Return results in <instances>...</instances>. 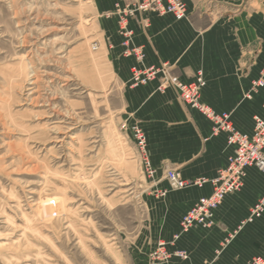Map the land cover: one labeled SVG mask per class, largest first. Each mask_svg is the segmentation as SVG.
<instances>
[{
	"label": "rangeland",
	"instance_id": "1",
	"mask_svg": "<svg viewBox=\"0 0 264 264\" xmlns=\"http://www.w3.org/2000/svg\"><path fill=\"white\" fill-rule=\"evenodd\" d=\"M119 2L0 0V264L148 262L151 178L102 36Z\"/></svg>",
	"mask_w": 264,
	"mask_h": 264
},
{
	"label": "crops",
	"instance_id": "2",
	"mask_svg": "<svg viewBox=\"0 0 264 264\" xmlns=\"http://www.w3.org/2000/svg\"><path fill=\"white\" fill-rule=\"evenodd\" d=\"M185 3L187 16L182 20L152 14L147 26L131 21L132 44L142 47L144 64L166 63L180 80H191L201 70L205 79L201 100L226 113L237 129L250 133L253 116L264 112V85L253 89L255 81L264 80V0ZM112 19L102 36L119 89L120 116L143 130L155 168L143 204V253L164 240L169 251L188 254L187 259L172 257L173 264H244L262 254L264 211L247 220L252 205L264 196V174L253 166L245 169L241 189L228 194L216 208L209 227L193 226L180 233L182 215L211 186L172 189L165 170L175 169L184 179L212 177L226 164L231 148L225 134L213 133L211 121L184 106L173 88L158 91V79L130 85L134 59L122 54L121 37Z\"/></svg>",
	"mask_w": 264,
	"mask_h": 264
},
{
	"label": "built area",
	"instance_id": "3",
	"mask_svg": "<svg viewBox=\"0 0 264 264\" xmlns=\"http://www.w3.org/2000/svg\"><path fill=\"white\" fill-rule=\"evenodd\" d=\"M185 0H121L116 3L114 9L106 13V16L115 18L117 32L121 37L122 54L132 57L129 82L131 86L144 85L158 79L157 90L163 92L171 87L176 91L179 100L184 106L195 109L212 123V132H223L227 147L231 148L227 156V162L220 167L212 177L195 176L184 179L175 169L167 168L165 179L174 189L189 186L202 188L209 184L211 191L200 195L193 205L182 215L179 221V231L184 232L193 226H209L214 210L222 203L224 198L237 191L242 183V178L247 167L253 166L264 174V112L253 116V126L250 133L237 129L228 119L226 113H220L211 109L201 100V91L205 86V79L201 70H198L191 80L183 81L174 76L166 63L159 65H146L143 63L144 53L141 46L132 44L133 31L131 21H142L143 26L148 25L150 15H171L176 20L186 17ZM96 49L97 45L94 44ZM264 80L255 81L253 89L262 87ZM132 139L135 142L144 173L147 178H153V167L147 153V139L143 130L138 125L130 127ZM162 191L161 194H164ZM264 211V196L260 197L250 208L247 220L261 214ZM177 237V235H175ZM172 257L187 259L188 254L183 250L169 251L164 240H158L148 253L146 264H173ZM198 264H207L201 262ZM244 264H264V252L250 258Z\"/></svg>",
	"mask_w": 264,
	"mask_h": 264
}]
</instances>
